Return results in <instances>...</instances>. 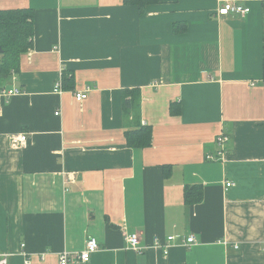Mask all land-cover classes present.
I'll list each match as a JSON object with an SVG mask.
<instances>
[{
  "label": "crops",
  "instance_id": "1",
  "mask_svg": "<svg viewBox=\"0 0 264 264\" xmlns=\"http://www.w3.org/2000/svg\"><path fill=\"white\" fill-rule=\"evenodd\" d=\"M263 2L158 0L140 15L123 0H0V11H33L32 47L0 86L19 91L0 96L7 264H59L89 238L99 249L87 264H264ZM227 3L249 12L219 16ZM130 90L147 148L126 143ZM220 134L226 154L209 161ZM14 135L23 147H10ZM191 187L202 200L186 204ZM168 237L164 255L156 242Z\"/></svg>",
  "mask_w": 264,
  "mask_h": 264
},
{
  "label": "trees",
  "instance_id": "2",
  "mask_svg": "<svg viewBox=\"0 0 264 264\" xmlns=\"http://www.w3.org/2000/svg\"><path fill=\"white\" fill-rule=\"evenodd\" d=\"M156 3H158V0H123L124 5L137 7L140 15L144 13L148 6ZM184 31L185 28L182 25L174 26L175 33ZM32 37L33 11L31 9L0 11V86L12 72L16 73L18 71L20 56L31 49ZM262 78L264 79V61L262 63ZM63 81L69 83L70 78L67 74L63 75ZM122 99L123 115L131 117L137 123V129L125 133L127 146L131 148L149 147L151 130L139 121L140 101L138 91H124ZM201 200L202 193L199 187L186 189V204H193Z\"/></svg>",
  "mask_w": 264,
  "mask_h": 264
},
{
  "label": "built area",
  "instance_id": "3",
  "mask_svg": "<svg viewBox=\"0 0 264 264\" xmlns=\"http://www.w3.org/2000/svg\"><path fill=\"white\" fill-rule=\"evenodd\" d=\"M249 12V9L246 7H242L239 5H236L234 3H227L225 4L222 8L218 10V15L219 16H227L229 14H235V15H240L244 16ZM55 93L61 94L62 93V83L61 80L59 79L55 83ZM89 93V88H85L83 91L80 92H75L74 93V100L77 103L83 102L87 98V94ZM19 91L17 89H12V90H5L1 89L0 90V96L4 98H9L15 95H18ZM59 113L55 112V116H58ZM230 138L226 134H220L216 140V146H217V153L215 156H207V160L209 161H220L223 160L226 152H225V146L227 143H229ZM26 142V136L25 135H14L10 137L9 145L11 148H21L24 146ZM233 183H226L225 187L226 188H231L233 187ZM124 234V239L129 245L130 250L134 252H139L141 249L139 248V236L138 234H128L125 232V226L120 227ZM173 241V237H168L166 244H161L159 242H156V246L161 248L163 247V253L164 255L168 254L169 250V244ZM195 243V238L194 236H189L186 238L184 241L183 245L184 247H189ZM99 247L95 239L89 238L85 242V247L84 250L78 253H67V252H62L59 255V264H87L90 260L91 255L96 253L98 251ZM8 254H0V264H7V259H8ZM26 264H29L28 260H25Z\"/></svg>",
  "mask_w": 264,
  "mask_h": 264
}]
</instances>
